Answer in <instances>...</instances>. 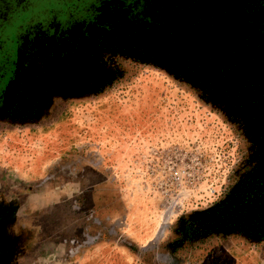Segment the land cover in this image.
I'll return each instance as SVG.
<instances>
[{
    "label": "rangeland",
    "instance_id": "obj_1",
    "mask_svg": "<svg viewBox=\"0 0 264 264\" xmlns=\"http://www.w3.org/2000/svg\"><path fill=\"white\" fill-rule=\"evenodd\" d=\"M28 1L0 69V264H264L247 0Z\"/></svg>",
    "mask_w": 264,
    "mask_h": 264
},
{
    "label": "flooded vegetation",
    "instance_id": "obj_2",
    "mask_svg": "<svg viewBox=\"0 0 264 264\" xmlns=\"http://www.w3.org/2000/svg\"><path fill=\"white\" fill-rule=\"evenodd\" d=\"M58 1H59L58 3H60V4H71L74 2H81L82 4H79V5L83 6L84 4L88 5L90 3L96 2L97 0H71V1L70 0H58ZM29 5H30V2L28 0H0V69H1V71H3L2 65L4 66V62H6V54L8 53V51H12L13 39L10 40V42H12V44H10V42H8L9 40L7 38L10 35H6V34H8V31L10 34V31L12 29L9 26V24L13 23L15 25L17 22L14 19L19 14L16 11V8H21V7L25 8L26 6L28 7ZM16 6H21V7H16ZM193 8H194V6H193ZM193 10H195V9H193ZM202 18H203V16H202ZM237 19L240 20V18H237ZM241 21H242V19H241ZM176 24L177 25L179 24V26H180V28H177V30L179 32L184 31V33L186 34L190 29L188 27L187 22H186L187 27H183V24H185V23H183V21L177 22ZM197 34L203 36V32L196 29L195 39H193V41L189 37V34H187V35H184L183 38L182 37L179 38L181 40L180 42L186 46L187 40H190L189 42L192 41L191 44L194 46V44H195L194 42L198 39V38H196ZM230 35L234 36L232 33ZM193 37H194V35H193ZM238 37L241 38L239 35H238ZM178 44L180 45V43H178ZM186 48H187V46H186ZM240 67H241L240 64L238 65V67H236L237 71L240 72L243 76H245V74L240 69ZM244 70L247 71L245 64H244ZM254 74H256V73L254 72Z\"/></svg>",
    "mask_w": 264,
    "mask_h": 264
},
{
    "label": "trees",
    "instance_id": "obj_3",
    "mask_svg": "<svg viewBox=\"0 0 264 264\" xmlns=\"http://www.w3.org/2000/svg\"><path fill=\"white\" fill-rule=\"evenodd\" d=\"M244 4L247 11L252 12V15L256 17L257 32L264 37V0H247Z\"/></svg>",
    "mask_w": 264,
    "mask_h": 264
}]
</instances>
